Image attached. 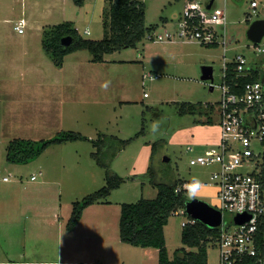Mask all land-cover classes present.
Returning a JSON list of instances; mask_svg holds the SVG:
<instances>
[{
	"label": "rangeland",
	"instance_id": "374dc122",
	"mask_svg": "<svg viewBox=\"0 0 264 264\" xmlns=\"http://www.w3.org/2000/svg\"><path fill=\"white\" fill-rule=\"evenodd\" d=\"M140 1L144 3L146 24H157L156 32L164 29L175 32L176 20L189 0ZM197 1L205 5L207 0ZM255 1L256 6H251V0H213V5L224 8L227 16L225 32L220 25H216L217 31L224 32L227 39L226 52L221 43L200 44L177 37L175 32L171 39L152 41L143 38L135 46L104 53L105 60L102 62L88 61L85 65L99 70L97 78L102 79L103 85L100 81H95L98 86L87 82V87L94 88L93 95L83 101L80 99L69 115L65 104L60 112L55 107L53 115L44 120V127L39 126V119L31 115L33 112L26 110L25 113H29L27 116L35 120H28L30 124L20 123L16 128H5L2 116L5 109L0 101V199L7 198V204H17L14 220L9 216L0 220V264H17L23 259V251L30 248L33 249L32 258L37 261L35 264H42L40 261L46 258H57L59 251L65 249V230H62L61 236L58 224H63L66 229L72 202L106 182L105 168L92 157L95 147L89 140L81 139L60 146L51 144L34 159L15 163L6 160V146L13 137L47 138L58 130L69 129L91 137L105 133L122 139L131 138L109 167L122 176L123 181L106 197L110 202L85 207L80 232L72 237V243L82 242L85 249L103 248L107 251L103 255L100 252L88 255L99 264H122L120 254L134 246L119 237L121 202L154 197L157 187L153 181L208 179L217 165L192 164L189 159L218 139L220 128L216 109L221 95L223 63L238 52L252 55V42L246 30L254 19L264 18V0ZM108 5L109 0H83L81 4L73 0H0V22L11 20V23L3 24L7 25L8 36L14 42L16 52L21 50L18 42L21 33L12 26L19 17L26 20L21 35L30 33L38 36L40 32L36 27L42 23L72 21L82 37L100 39L104 35L102 14ZM263 40L264 35L260 46H264ZM81 53L90 56L86 50ZM18 58L20 63L28 62L27 56ZM204 65H211L213 69L208 78L202 77ZM42 66L48 74L51 68L54 73L58 67L46 52ZM148 72H154L156 76L151 79L146 75ZM119 80L120 83L124 80L123 90L121 85L120 88L118 86ZM210 82H213V88H210ZM144 92L147 94L144 95ZM183 101L201 103L203 107L213 106V109L182 113L179 106ZM210 115L212 120L207 121ZM52 116H55V121ZM153 124L156 125L155 130ZM4 134L11 136L2 139ZM114 143L113 138L109 139L108 146L101 153L103 159H108ZM190 145L193 151L189 149ZM31 174L36 175V180L30 178ZM4 176L8 180L4 181ZM216 191L215 184H203L193 191V195L214 206L219 204ZM15 197L16 201L13 200ZM56 214H59L60 223ZM89 214L105 218L107 226L103 231L91 230L84 217ZM226 216L231 217L232 214ZM182 220V214H171L164 225L165 245L170 257L175 249L183 245ZM214 242L212 239L207 243V264L218 263L219 250ZM142 255L135 259H141ZM146 261V264H155L157 260Z\"/></svg>",
	"mask_w": 264,
	"mask_h": 264
},
{
	"label": "built area",
	"instance_id": "2783aa9c",
	"mask_svg": "<svg viewBox=\"0 0 264 264\" xmlns=\"http://www.w3.org/2000/svg\"><path fill=\"white\" fill-rule=\"evenodd\" d=\"M256 5V1L251 0V6ZM226 23L224 8L213 4L207 8L206 4L189 0L176 20L175 32L177 37L200 44L221 43L226 52ZM217 24L223 33L217 31ZM24 25L25 19L20 17L15 28L21 32ZM85 31L88 32V28ZM175 32L168 29L156 32L154 29L145 38L163 41L171 39ZM262 39L263 36L257 42L250 40L251 56L238 52L224 61L217 104L218 139L189 159L192 164L215 163L217 167L210 172L208 179L191 178L176 187V190L185 189L190 198L203 184L217 187L219 204L214 207L222 215L216 226L217 264H264V46L259 45ZM146 75L156 76L151 72ZM213 85L210 82L212 88ZM189 149L193 151L192 145ZM179 213L184 216L182 226L197 220L186 212L185 206L172 211V214ZM237 215H243L244 219L237 222Z\"/></svg>",
	"mask_w": 264,
	"mask_h": 264
},
{
	"label": "trees",
	"instance_id": "16d2710c",
	"mask_svg": "<svg viewBox=\"0 0 264 264\" xmlns=\"http://www.w3.org/2000/svg\"><path fill=\"white\" fill-rule=\"evenodd\" d=\"M81 4L83 0H73ZM108 9L102 14L104 35L100 39L82 37L72 21H62L45 27L42 31V47L56 65H61L64 55L76 49L84 48L92 55V60L101 61L103 54L127 46H135L145 38L146 34L156 29L157 24L145 23L144 3L140 0H109ZM106 14V15H105ZM71 36L69 44H63L61 37ZM232 66V64H230ZM204 108L213 106L201 103L183 101L179 111L202 112ZM212 120L211 115L207 121ZM113 138V144L108 159L101 157V153ZM89 140L95 147L91 152L95 162L105 168L106 182L93 192L72 202L70 216L66 223L68 230L73 229L79 220L83 209L94 202L106 201L111 190L118 187L123 177L115 173L110 167L113 157L131 140L122 139L113 134L100 133L95 138L75 130H58L50 137L31 138L13 137L6 146V160L8 162L26 163L45 150L49 145L72 140ZM155 143L152 144V148ZM110 148V147H109ZM108 148V149H109ZM157 193L152 198H139L135 202H121L119 215V237L121 241L138 245L155 247L158 250V264H206L207 243L218 235L217 227H210L200 220L182 226L181 240L183 245L175 249L174 255L169 256L165 245L164 225L172 211L185 206L190 196L185 189L176 190L182 181H153ZM186 247H196L187 250Z\"/></svg>",
	"mask_w": 264,
	"mask_h": 264
},
{
	"label": "crops",
	"instance_id": "0c3cea01",
	"mask_svg": "<svg viewBox=\"0 0 264 264\" xmlns=\"http://www.w3.org/2000/svg\"><path fill=\"white\" fill-rule=\"evenodd\" d=\"M208 1L209 0H207L206 3ZM9 21L11 23V20L8 19H6V21H3L2 23L0 22V101L3 105V109H5L3 110V115H2L4 119L5 128L7 127L9 128V126L11 127L13 126L14 128L16 125L20 123H25V122L29 123L28 120L30 119L35 120L27 116L29 115L30 111L33 112L31 113V115L34 118L39 119L38 120L39 126L44 127L46 123L44 122V120L48 116L51 117L50 115L52 114L53 109L55 107L56 110H59L60 112L62 106L65 104L66 108L69 111L67 112V114L69 115L72 113V111H74V105H76V103L80 99L81 101H83L89 98L91 94L93 95L94 88L87 87L86 86L87 82H91L92 85L98 86L99 83H96L95 81H100L103 85L102 79L99 80L97 78V73H99V70H93L91 68H88L85 64L88 61H91L93 63L102 62L105 60L104 56L101 61H94L92 60V55L88 50L84 48L76 49L64 55L63 62L61 65H56L54 63L56 66H58L56 67L57 69H55L53 73V70L51 68L48 74L45 68L42 66L44 62L45 51H43V53L41 52V47H42L41 39H42L43 29L51 24H46V23L39 24L36 27V30L40 32L38 36H32L30 35V33L28 35H21L23 30L21 32L18 31L19 33H21L18 37V42L21 45V50H18L16 52L14 50L15 44L12 41V39L8 36V32L6 29L7 25L3 24V23L7 24ZM25 24H26V20H25ZM12 28L16 29L15 24H13ZM83 50H86L90 56L88 57L84 55V53H81ZM23 55L28 57V62L25 64L20 63L18 61L19 59L18 57ZM31 78H33L32 81ZM150 78L152 79V77ZM123 83L124 80H122L121 83L119 80L118 86L120 88L121 85L122 90L125 88ZM121 100L124 101L125 99H121ZM26 110H28L29 113H25ZM34 113H37L38 115ZM216 113H217V109H216ZM52 117L53 120L55 121V116ZM8 135L11 136V134H7V136L6 134H4L2 136V139H7ZM86 136H88L89 138H95L89 135ZM76 141L78 140L66 141L57 144L55 143L52 145L59 144L60 146L64 143L76 142ZM118 153L119 152H117V154ZM33 175L34 177H32ZM30 178L32 180H36L37 177L35 174H31ZM3 180L4 181L8 180V178L4 176ZM42 181L43 180H41L40 182ZM13 200L16 201V197ZM6 202L8 203L7 198L0 199V204H3V206L0 207L1 208L0 211L2 212L1 213L2 215H0V220H2L3 218L6 219V216H9L10 217L9 219L14 220V216H15L14 213H15V209L17 208V204L14 206L13 203L7 204ZM100 202L104 203L110 201L106 200ZM100 202H94L92 204H96ZM89 205H87L86 208ZM13 209L14 211L11 212ZM83 215L84 214L82 211L79 220L71 230H67V228L64 229L63 224H58V231L60 232L61 236L62 233L64 232L63 241L65 242V249H62L63 251L61 250L59 251L57 258H49V259L46 258L41 260L40 263L99 264V261L89 258L88 255H91L94 252L97 253L100 252L101 254L105 252L107 254V251L103 250V248L85 249L82 245V242L79 243L76 242L78 244H74L71 242L72 237H74V234L76 232H80L79 231L81 228L80 220H82ZM89 215L88 216L85 215L84 217L86 218L87 225L90 226L91 230L96 229L98 232L103 231L105 226H107L105 222V218L100 217L98 214L94 215V217H92V214ZM68 216H70V214H68ZM55 217H58L57 222L60 223L59 214H56ZM48 222H50V219L48 220ZM62 230L65 231L62 232ZM214 245H216L215 242ZM186 249L195 250L196 247H186ZM32 250L33 249L30 248L27 249L26 251H23L22 254L23 259L21 261H18L17 264H35L37 261L34 258H32V252H33ZM125 250H127V252H124V254H120V256L122 257L121 259L122 264H146L148 263L146 261L147 259H149V261L151 262H154L153 259L157 260L155 264H158V250L155 247H149V246L138 247V245H134L133 247H128ZM139 255H142V257H140L141 259H135V257ZM5 256L8 255L5 254ZM8 259L9 261H13L11 258ZM82 259L83 261L78 263Z\"/></svg>",
	"mask_w": 264,
	"mask_h": 264
},
{
	"label": "water",
	"instance_id": "95a60500",
	"mask_svg": "<svg viewBox=\"0 0 264 264\" xmlns=\"http://www.w3.org/2000/svg\"><path fill=\"white\" fill-rule=\"evenodd\" d=\"M213 0H209L206 3V7L210 8L212 5ZM247 37L251 41H259L261 37L264 35V18H257L251 21L247 30ZM61 42L63 44H69L71 42L70 35H64L61 37ZM213 69L211 65H204L202 67V77L208 78L212 75ZM210 88H212L210 86ZM164 159H168L167 156H164ZM185 209L188 214L197 218L198 220L202 221L206 225L210 227L217 226L221 221V211L214 207L213 205L209 204L208 202L198 198V197H191L185 203ZM244 219L243 215L235 216V220L237 222Z\"/></svg>",
	"mask_w": 264,
	"mask_h": 264
},
{
	"label": "clouds",
	"instance_id": "9594fccd",
	"mask_svg": "<svg viewBox=\"0 0 264 264\" xmlns=\"http://www.w3.org/2000/svg\"><path fill=\"white\" fill-rule=\"evenodd\" d=\"M106 86H107V85H105V87H106ZM152 127H153V130H155V128H156V125H155V124H153V126H152Z\"/></svg>",
	"mask_w": 264,
	"mask_h": 264
}]
</instances>
